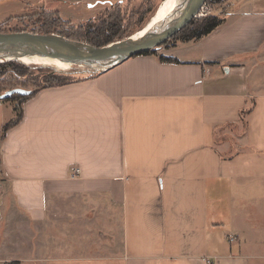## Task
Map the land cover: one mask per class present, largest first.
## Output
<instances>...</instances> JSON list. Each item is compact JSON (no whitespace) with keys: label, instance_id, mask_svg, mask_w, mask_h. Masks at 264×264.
Listing matches in <instances>:
<instances>
[{"label":"crops","instance_id":"crops-1","mask_svg":"<svg viewBox=\"0 0 264 264\" xmlns=\"http://www.w3.org/2000/svg\"><path fill=\"white\" fill-rule=\"evenodd\" d=\"M158 51L0 101V262L264 264V0Z\"/></svg>","mask_w":264,"mask_h":264},{"label":"trees","instance_id":"trees-1","mask_svg":"<svg viewBox=\"0 0 264 264\" xmlns=\"http://www.w3.org/2000/svg\"><path fill=\"white\" fill-rule=\"evenodd\" d=\"M153 1L154 0H143L140 10L146 11V9L150 8L151 6L150 3H153ZM222 1L223 0H207L206 2L222 4ZM228 1L231 5L232 3L235 2L238 3L240 0H228ZM111 6H115L114 9L121 10V6L116 3L112 4ZM111 6H109L108 8H110ZM225 8H221L220 11L216 13L210 12L204 15H197L192 19V21L187 26H185L179 32H177L172 37L167 39L162 45H160L157 48H151L141 54H156L159 55V58L162 60L170 61V62H179V59L177 57L159 54L158 50L161 47H168L171 45H175L179 41L200 39L210 34L212 31H214L217 27H219L225 22L227 14L231 12L228 9L226 10ZM158 9L159 6H157L154 9V12L146 21L141 22L140 26L129 35L128 34L125 35L121 33V27L123 21L120 20L119 18L120 11L118 10V13L114 17L113 15H110L107 18L106 14H104L105 12L107 13V8L104 10V12H102L103 16L105 17H100L104 19H100V23L97 26L95 25L93 26V24H91L89 21L85 24L80 25L79 27V29L81 30L80 37L74 36V32L70 31L69 27L68 28L61 27L60 26L61 23L59 22L61 21L66 22V19L62 18L60 15L54 17L57 12L53 10H45V11L41 10V12H38L39 15L37 16V18L33 19L34 17H30L32 21L29 22L24 21V17L20 16L19 21L22 23L23 30L30 29L34 32H56L62 35H66L67 37L72 39L82 40L91 43L93 45L102 46L111 43L113 41H117L133 35L136 31H138L139 29L145 26V24L157 12ZM132 21L135 22L136 20L132 18ZM8 25L9 22L1 23L0 31H7L5 27ZM72 65L67 68L58 67V69H56V67L46 63L45 64L26 63L19 60L0 61V77L6 75L7 73H11L15 75L17 79L22 80L20 82V84L22 85L20 84L13 85L11 86V88L23 87L26 89H30L28 86L25 85V82L27 81L31 83L36 82L37 84L35 87L31 89V93L29 94L14 93L10 97L2 100V101L13 102L14 109L16 112L15 116L4 125V133L10 126L19 122L20 119L22 118L24 113L23 103L27 99L32 97L34 94H36L42 88L48 86L64 85L73 81L94 77L103 73L101 71L81 72L78 69L77 70L73 69ZM11 88L7 87L3 91H0V94L4 93L6 90ZM253 104L254 103L251 102V104L244 107L240 111L239 120L244 125H247V116L251 111V109L253 108Z\"/></svg>","mask_w":264,"mask_h":264},{"label":"water","instance_id":"water-1","mask_svg":"<svg viewBox=\"0 0 264 264\" xmlns=\"http://www.w3.org/2000/svg\"><path fill=\"white\" fill-rule=\"evenodd\" d=\"M206 1L178 0L177 5L168 14L159 17L140 37L135 38L131 35L102 46L72 39L56 32L0 31V61L19 60L36 63V59H47L46 64L56 69L63 67L60 61H68L70 64L86 66L78 69L81 72H106L135 55L162 45L190 23ZM14 93L29 94L31 89L23 87L8 89L0 94V101Z\"/></svg>","mask_w":264,"mask_h":264},{"label":"rangeland","instance_id":"rangeland-1","mask_svg":"<svg viewBox=\"0 0 264 264\" xmlns=\"http://www.w3.org/2000/svg\"><path fill=\"white\" fill-rule=\"evenodd\" d=\"M159 1L160 0H154L153 3H150V8L146 9L145 11L140 10L143 0H0V24L9 22L8 26H4L7 31L23 30L22 23L19 21L20 16L24 17V21L29 22L32 21L30 17H34L33 19L37 18V16L39 15L38 12H41V10H53L57 12L54 17L60 15L62 18L66 19V22H59L61 23L60 26L67 28L69 27L70 31L74 32V36L80 37V25L85 24L89 21L91 24H93V26H97L100 23V19H104L100 17H105L103 16L102 12H104L106 8L107 13H104L106 14V17L108 18L110 15H113L114 17L118 13L119 9H114L115 6L111 5L116 3L121 6V10H119V18L123 21L121 33L129 35L140 26L141 22L146 21L152 15L154 9L157 6L161 8L165 4L166 0H161L160 2ZM237 5V2L230 5L228 0H223L222 4L208 2L206 3V6L202 12L216 13L220 11L221 8L225 7H227L225 8L226 10L228 9L232 12ZM109 6H111L112 8H108ZM229 14L230 13L227 14L226 18L229 16ZM132 18L136 21H132ZM72 66L73 69L76 70L86 67L83 65L80 66L78 64H73ZM21 81L22 80L17 79L15 75L7 73L6 75L0 77V91H3L7 87L11 88V86L13 85H18ZM25 85L32 89L37 84L36 82L31 83L27 81L25 82ZM10 103L2 102L0 104V108L4 109L5 111L9 110L11 107ZM108 226L111 231V229H113V225L108 224ZM0 264L12 263L0 262Z\"/></svg>","mask_w":264,"mask_h":264},{"label":"bare ground","instance_id":"bare-ground-1","mask_svg":"<svg viewBox=\"0 0 264 264\" xmlns=\"http://www.w3.org/2000/svg\"><path fill=\"white\" fill-rule=\"evenodd\" d=\"M178 3V0H166L165 4L157 10V12L149 19V21L145 24V26L140 29L138 32H136L133 36L135 38L140 37L143 35L150 27L151 25L159 18L166 14H168ZM36 63H47V59H36ZM27 63H32L31 61H28ZM61 66L68 67L70 63L68 61H60L59 62Z\"/></svg>","mask_w":264,"mask_h":264},{"label":"built area","instance_id":"built-area-1","mask_svg":"<svg viewBox=\"0 0 264 264\" xmlns=\"http://www.w3.org/2000/svg\"><path fill=\"white\" fill-rule=\"evenodd\" d=\"M206 3H207V2L204 3V5L202 6V8H201V10H200V12H199L198 15H204V14H206V13H203V12H202V11L204 10L205 6H206ZM79 171H80V168H79V167H76V168L74 169V174H75V175L78 174ZM209 262H210V261H209Z\"/></svg>","mask_w":264,"mask_h":264}]
</instances>
